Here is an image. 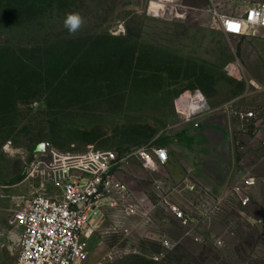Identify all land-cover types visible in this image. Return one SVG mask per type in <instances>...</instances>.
I'll list each match as a JSON object with an SVG mask.
<instances>
[{"label": "rangeland", "instance_id": "rangeland-1", "mask_svg": "<svg viewBox=\"0 0 264 264\" xmlns=\"http://www.w3.org/2000/svg\"><path fill=\"white\" fill-rule=\"evenodd\" d=\"M167 1L59 0L14 15L0 9V62L18 54L31 63L47 57L49 67L46 75L23 78L25 89L13 91L23 100L0 102V264L16 262L12 213L34 188L18 151L28 155L41 142L66 154L166 147L187 138L198 119L186 120L178 112L176 99L183 93L199 90L213 110H222L235 107L233 100L247 89V77L228 67V42L215 27L210 6L233 14L260 0ZM157 2L164 14L151 10L160 8ZM70 12L86 20L75 35L63 26ZM209 101L204 114L211 111ZM131 169L124 179L150 197L147 207L156 206L157 171ZM163 221L173 224L172 236L162 233ZM125 228L129 233H122ZM226 229L224 221L202 245L185 238L167 250L161 238L183 236L167 212L153 210L150 222L109 215L84 264H264V224L243 230L239 224L233 236Z\"/></svg>", "mask_w": 264, "mask_h": 264}, {"label": "built area", "instance_id": "built-area-1", "mask_svg": "<svg viewBox=\"0 0 264 264\" xmlns=\"http://www.w3.org/2000/svg\"><path fill=\"white\" fill-rule=\"evenodd\" d=\"M207 1L212 4V0ZM210 12L226 36H239L255 27H264V4L251 5L240 16L224 13L215 4L210 6ZM187 94L197 99L200 95L207 102L199 90L187 91L176 99L178 112L186 120L200 118L209 105L190 115L178 109V102L181 107L188 103ZM225 110L243 127L251 125L256 117L254 111L232 106ZM17 153L25 160L26 180L34 188L30 196L18 199L12 213L11 221L18 227V255L14 264H84L89 259L93 238L109 215L150 222L153 210H162L183 229L182 238L200 245L207 239L199 229L202 220L222 218L227 225L226 233L231 236L237 234L239 224L242 230L264 224L262 218H253L248 213L251 190L257 181L243 169L222 190L202 187L196 201L175 202L167 193L156 206L147 207L124 176L133 161H138L144 169L159 171L169 161L165 146L134 145L66 154L50 142H41L28 155ZM172 188V192L183 195L185 191L194 192L197 186L184 181ZM122 233H129V229H123ZM181 240L160 239L167 250H173ZM214 240L218 246L223 243L221 238Z\"/></svg>", "mask_w": 264, "mask_h": 264}, {"label": "crops", "instance_id": "crops-1", "mask_svg": "<svg viewBox=\"0 0 264 264\" xmlns=\"http://www.w3.org/2000/svg\"><path fill=\"white\" fill-rule=\"evenodd\" d=\"M264 4L261 0L258 2ZM243 8L236 13L240 16L246 12ZM225 13V12H224ZM213 18V17H212ZM215 27L221 32L218 23ZM225 35V34H224ZM226 36V35H225ZM230 58L228 67L234 65L237 72L247 77L250 82L243 92L236 96L235 108L254 111L255 119L251 125L243 127L240 121L223 114L222 110L211 108L210 98L203 93L210 103L211 111L195 120L188 128L186 137L180 142L167 145L169 161L154 172L158 180L157 194H170L175 202L198 200L202 187L217 190L232 184L240 170L248 171L256 177V185L251 190L248 213L253 218H264V27H255L239 36H226ZM229 106V105H227ZM232 106V105H231ZM212 107H216L212 104ZM200 122V123H199ZM141 166L138 161L131 163L130 169ZM131 172V171H130ZM135 174V173H134ZM193 182L197 188L194 192L185 191L183 195L172 192V187L182 182ZM135 195L144 203H151L150 197L137 191L131 185ZM171 191V192H170ZM162 233L170 235V222L163 221ZM224 220L214 218L203 220L199 229L207 237L215 230H221ZM222 223V224H221ZM182 236V234H181ZM181 239H185L182 238ZM181 240V241H182Z\"/></svg>", "mask_w": 264, "mask_h": 264}, {"label": "trees", "instance_id": "trees-1", "mask_svg": "<svg viewBox=\"0 0 264 264\" xmlns=\"http://www.w3.org/2000/svg\"><path fill=\"white\" fill-rule=\"evenodd\" d=\"M55 1L59 0H0V9L5 10L4 14L14 15L16 12L24 13L35 8H43L45 5L53 4ZM40 58L43 60L31 63L17 54L13 58H9V61L0 62L1 103L17 104L24 99L20 97L21 95L15 93L25 89L24 80L31 78V75L42 76L48 73L47 57Z\"/></svg>", "mask_w": 264, "mask_h": 264}, {"label": "bare ground", "instance_id": "bare-ground-1", "mask_svg": "<svg viewBox=\"0 0 264 264\" xmlns=\"http://www.w3.org/2000/svg\"><path fill=\"white\" fill-rule=\"evenodd\" d=\"M157 1H159V2H161V1H163V0H157ZM152 2H156V1H152ZM151 2V3H152ZM158 3V2H157ZM159 4V3H158ZM160 5V8H158V9H153V8H151V10L153 11V12H155V13H159V14H164V6L162 5V4H159ZM187 100H188V103H185V106L187 107V108H190V110L188 111V113H186L187 115H190V114H192V113H194V112H197V111H199V110H205V109H207L208 108V104H207V102L205 103L204 102V99L203 98H201V96L199 95L198 97V99H197V97L195 96V97H193V95H188L187 94ZM183 101H185V99L183 100ZM180 104H179V102H178V106H179ZM179 109L181 110V108H180V106H179ZM182 111V110H181Z\"/></svg>", "mask_w": 264, "mask_h": 264}, {"label": "clouds", "instance_id": "clouds-1", "mask_svg": "<svg viewBox=\"0 0 264 264\" xmlns=\"http://www.w3.org/2000/svg\"><path fill=\"white\" fill-rule=\"evenodd\" d=\"M85 24L86 20L79 12L67 13L63 20V26L70 35L78 33Z\"/></svg>", "mask_w": 264, "mask_h": 264}, {"label": "water", "instance_id": "water-1", "mask_svg": "<svg viewBox=\"0 0 264 264\" xmlns=\"http://www.w3.org/2000/svg\"><path fill=\"white\" fill-rule=\"evenodd\" d=\"M223 114L227 115V111H223ZM200 123V122H199ZM223 187H218L217 190H222Z\"/></svg>", "mask_w": 264, "mask_h": 264}]
</instances>
